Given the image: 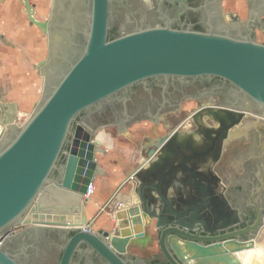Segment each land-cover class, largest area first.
<instances>
[{"label":"water","instance_id":"1","mask_svg":"<svg viewBox=\"0 0 264 264\" xmlns=\"http://www.w3.org/2000/svg\"><path fill=\"white\" fill-rule=\"evenodd\" d=\"M238 10L244 17V6ZM245 22L249 27L254 20ZM106 30L107 3H94L85 43L66 71L52 68L58 44L40 62V96L28 117L19 122L15 103H0V264H21L4 245L23 235L62 241L57 264L88 253L103 264H148L152 257L127 250L146 227L168 264H251L243 253L264 247V125L256 119L264 113V43L253 39L251 28L239 37L150 26L109 40ZM156 75L217 76L240 102L204 105L189 116L195 127L178 125L149 138L143 163L127 177L137 202L116 212V227L94 229L84 196L104 173L96 158L104 149L95 140L103 127L79 116ZM240 139L257 155L236 177L223 179L216 166ZM243 222L244 228L227 231ZM12 227L20 229L9 236Z\"/></svg>","mask_w":264,"mask_h":264},{"label":"flooded vegetation","instance_id":"2","mask_svg":"<svg viewBox=\"0 0 264 264\" xmlns=\"http://www.w3.org/2000/svg\"><path fill=\"white\" fill-rule=\"evenodd\" d=\"M94 3H107L108 40L140 28L169 26L174 29L197 31L213 29L239 37L248 35L251 28L253 39L264 43V0H38L37 3L28 0V3H10L14 12L20 10L23 15L31 38H36V51L40 50L42 54L35 63L37 72L40 66L45 65L40 62L46 60L49 54L53 55L56 44L58 55L52 63V68L57 73L66 71L85 43ZM2 4L1 2L0 6ZM240 5L244 6V17L239 14ZM2 13L0 10V16ZM249 17L254 22L248 27L245 21ZM30 34L28 33V37ZM2 35L0 33V39H3ZM27 48L15 45L13 50L23 49L28 54ZM36 54L38 55V52ZM238 96L229 82L217 76L156 75L119 91L102 102L99 108L92 107L83 111L79 119L85 124L102 126L113 132L131 129L145 122L151 129L149 138H154L170 133L178 125L182 130L187 126L193 128L195 125L189 120L193 111L204 105L239 103ZM3 102L4 99H1L0 103ZM166 126H169L167 131L159 132L160 128ZM135 130L142 132L140 128ZM134 160L133 156L122 162L128 164ZM221 162L222 160L219 164ZM245 225L246 222H243L227 231L244 228ZM19 229L12 227L7 233L11 235ZM225 231H215L213 235ZM62 244L63 242L55 237L34 238L23 235L8 237L4 248L21 264H57ZM73 264L103 262L88 253L78 254ZM135 264L141 263L135 261ZM148 264L168 263L158 252Z\"/></svg>","mask_w":264,"mask_h":264},{"label":"crops","instance_id":"3","mask_svg":"<svg viewBox=\"0 0 264 264\" xmlns=\"http://www.w3.org/2000/svg\"><path fill=\"white\" fill-rule=\"evenodd\" d=\"M31 1L37 3L38 0ZM19 2V0H5L2 2L3 4L0 6V10L3 11L0 16V33L3 34L2 36L5 40L11 43H14V41L19 42L22 48V46L29 44L28 29L20 10L14 12L10 8V3ZM33 47V51L29 50L31 47L28 45V54L23 49L16 51L13 48L9 53L5 52L8 49L5 50L0 45V92L4 101L15 103L18 113H20L18 109L19 100L22 98L20 99V95L18 98L14 96L18 95L20 85H7V82L12 83L11 80L14 75H19V79L23 71L25 73L28 72V68L23 67V63L22 67H20L16 59H19L20 55L22 57L27 55L30 61L34 60L37 54H34ZM5 92L13 96L6 98ZM256 119L261 125H264V113L258 114ZM135 128L142 129V132H136ZM187 129L190 128L187 126L183 130ZM150 135V126L145 122L135 125L131 129L125 128L119 133L104 128L98 131L95 140L98 141L99 148H103L104 150L97 153L96 158L98 166L104 173H100L94 177L93 184L95 185V189L85 204L86 215L88 218L93 219L92 227L94 229L116 227V212L126 209L137 202L133 192L134 184L127 177L143 163L142 153L149 147L148 138ZM249 136L250 139L254 137L255 131H249ZM245 143L244 139H240L226 149L221 158L222 162L216 166V172L223 179L229 180L240 173L243 163L247 159L257 155V151L249 149ZM108 153L111 155H108ZM138 154L141 155L136 156ZM133 156L135 157L133 163L126 164L122 162V160H129ZM110 197L112 199L108 203ZM152 234H155L153 228L146 227V235L143 238L132 239L127 246L128 255L145 258L157 255L158 253L155 251L156 243H153Z\"/></svg>","mask_w":264,"mask_h":264},{"label":"rangeland","instance_id":"4","mask_svg":"<svg viewBox=\"0 0 264 264\" xmlns=\"http://www.w3.org/2000/svg\"><path fill=\"white\" fill-rule=\"evenodd\" d=\"M28 33L30 34L29 30L27 32V36H29ZM29 38L32 39L31 34H30ZM30 39H29L28 45L31 48H29V50H32V47L35 46V47H33L34 54H36V52H38V55H36L34 60H31V61L29 60L27 55L25 57H22V55H20L19 59L17 58L16 61H18V64H20V67H22V63H23V65H24L23 67H27L28 72L25 73L22 70L23 72L20 74V78H19V79H21V81H19V79H18L19 75H14L12 80H11L12 83H9V81L7 82V85H9V84H13L14 86L17 84L20 85V90L18 91V95L14 96L15 98H18V96L20 95V99L22 98L21 100H19V105H18V109L20 111V113L18 115L19 122H23L28 117V115L31 113V111L33 109L34 104L39 99L40 91H41V85H42V78H43V76L39 72L37 73V71L35 69V63L38 61V59L41 58L42 54H41L40 50L36 51V45H35L36 44V38L33 37L32 41H30ZM0 43H1L0 45H2L5 48V50L8 49L5 52L11 51V49L15 47L14 45L20 46L19 42H17V41H14V43H11L10 41L5 40L4 38L0 39ZM28 45H27V47H28ZM27 53H28V51H27ZM4 94H5L6 98H8V96L9 97L13 96L7 92H5ZM190 106H192V105H189V107ZM246 106H248V108H252L251 105H249V104H246ZM168 129H169V126H166L164 128H160L159 132L162 133V132L167 131ZM249 149H254V148L249 147ZM94 189H95V185H94ZM111 199H112V197H110L108 203L110 202ZM152 240H153V243L154 242L156 243L155 251H157V253L158 252L160 253L159 248H157V242H156V235L155 234H152Z\"/></svg>","mask_w":264,"mask_h":264},{"label":"clouds","instance_id":"5","mask_svg":"<svg viewBox=\"0 0 264 264\" xmlns=\"http://www.w3.org/2000/svg\"><path fill=\"white\" fill-rule=\"evenodd\" d=\"M252 256H255L256 264H264V247H257L256 249L252 250V253L250 254ZM251 264H253V261L250 259Z\"/></svg>","mask_w":264,"mask_h":264},{"label":"bare ground","instance_id":"6","mask_svg":"<svg viewBox=\"0 0 264 264\" xmlns=\"http://www.w3.org/2000/svg\"><path fill=\"white\" fill-rule=\"evenodd\" d=\"M255 249V248H254ZM254 249H252V250H254ZM251 251V250H250ZM250 251H245L244 253H243V256H242V259L243 260H245V261H248V258H249V260L250 259H253V258H256L255 256H252V255H250L251 253H250ZM249 253V254H248ZM248 255V256H247ZM250 255V256H249Z\"/></svg>","mask_w":264,"mask_h":264},{"label":"built area","instance_id":"7","mask_svg":"<svg viewBox=\"0 0 264 264\" xmlns=\"http://www.w3.org/2000/svg\"><path fill=\"white\" fill-rule=\"evenodd\" d=\"M91 184L94 186L93 182H91ZM93 190H94V187H93L91 190H89V191L85 194L84 197H85V198H89V196L92 194Z\"/></svg>","mask_w":264,"mask_h":264}]
</instances>
